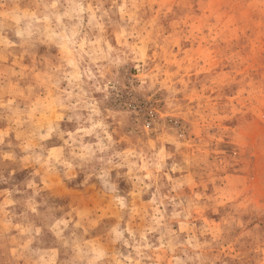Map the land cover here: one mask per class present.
I'll use <instances>...</instances> for the list:
<instances>
[{"label":"rangeland","instance_id":"rangeland-1","mask_svg":"<svg viewBox=\"0 0 264 264\" xmlns=\"http://www.w3.org/2000/svg\"><path fill=\"white\" fill-rule=\"evenodd\" d=\"M0 264H264V0H0Z\"/></svg>","mask_w":264,"mask_h":264}]
</instances>
